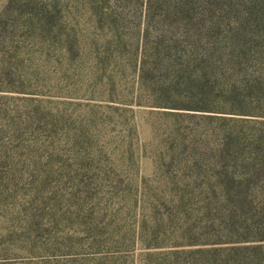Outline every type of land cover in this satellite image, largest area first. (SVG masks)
I'll use <instances>...</instances> for the list:
<instances>
[{"label": "rangeland", "instance_id": "rangeland-1", "mask_svg": "<svg viewBox=\"0 0 264 264\" xmlns=\"http://www.w3.org/2000/svg\"><path fill=\"white\" fill-rule=\"evenodd\" d=\"M9 1L0 0V264H173L164 253L174 247H158L180 240L169 190L200 180L211 160L172 134L205 130L181 114L205 113L139 95L126 52L102 44L106 29L81 0Z\"/></svg>", "mask_w": 264, "mask_h": 264}, {"label": "trees", "instance_id": "trees-1", "mask_svg": "<svg viewBox=\"0 0 264 264\" xmlns=\"http://www.w3.org/2000/svg\"><path fill=\"white\" fill-rule=\"evenodd\" d=\"M79 3L106 29L102 44L126 52L148 103L205 113L180 112L205 130L172 134L211 163L207 175L194 173L200 180L169 190L180 240L158 247H174L164 253L173 264H264V0Z\"/></svg>", "mask_w": 264, "mask_h": 264}]
</instances>
